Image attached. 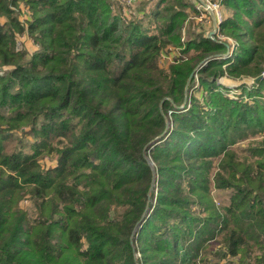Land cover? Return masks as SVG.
<instances>
[{
  "label": "trees",
  "instance_id": "obj_1",
  "mask_svg": "<svg viewBox=\"0 0 264 264\" xmlns=\"http://www.w3.org/2000/svg\"><path fill=\"white\" fill-rule=\"evenodd\" d=\"M193 2L0 0V264H264V0L220 1L237 45L204 101L225 43L159 65Z\"/></svg>",
  "mask_w": 264,
  "mask_h": 264
},
{
  "label": "rangeland",
  "instance_id": "obj_2",
  "mask_svg": "<svg viewBox=\"0 0 264 264\" xmlns=\"http://www.w3.org/2000/svg\"><path fill=\"white\" fill-rule=\"evenodd\" d=\"M213 1L220 2L221 0H213ZM137 2L138 3H137L136 9L138 11L140 10V11H145V12L148 11L150 9V7L157 6V4H158V0H137ZM193 7H194V2H193ZM194 10H195V8H194ZM194 10L188 9V8L184 9L186 15L182 18V20H181L182 24L179 28L180 39L178 41H180V44L175 45L176 43H171L170 45H168V47L165 48L159 56V65L163 68H167V66L169 64L176 62L178 57H180V56L181 57H187V56H189V54L193 53L195 50L192 48H190L188 52H185L184 50L186 49V44L189 42V40L195 38L196 35H202V37L209 38L210 40L215 39V40L219 41V43H225V45H227V51L224 53V55H222V56L214 55V56H208V57L204 58L201 61V63H199L195 67V69L191 72L192 77L189 78L187 88L184 89L188 100H189L188 96L191 97L192 95H194V97L199 98L202 101H204L205 100L204 96L206 94L204 96L202 94L204 93L205 88H204V86L199 85V76H198L199 72H197V71H200L204 66H206L208 64L209 61L215 60V59H221V58L223 60L229 59L228 64H230V60H231L230 56H232L233 50L235 49L237 43L234 39H232L233 37H231L227 33H225V34L222 33L220 28L217 29V26L215 27V31L217 32V34H215L213 32L214 31V25H213V19L211 17V16H213V14H210L211 16H209V14L206 13V15H205L206 19H205V17H201V15L198 11H196V10L194 11ZM222 15L227 20L232 16V11L227 9L226 7L224 8V6H223ZM20 18H21V16H20ZM1 22L2 21L0 20V23ZM195 40H196V38H195ZM20 41H21V39H20ZM225 66H226V64L223 67H225ZM263 74H264V70L262 71L261 76ZM245 77L246 78H240V77L233 78L231 76L226 75V72H225L224 75H222L216 79L213 91L223 93L226 96L228 93V95H230L234 99H237L239 97L240 99L248 100L249 97L246 94H244L245 93L244 90L247 92L248 91L254 92L255 89L258 88V86H257L258 80L254 79L253 77H250V76H245ZM260 78H264V76H262ZM191 84H192V86H191ZM221 85L228 88V91L227 92L224 91L221 88ZM189 86H191V88H189ZM202 91H203V93L201 94ZM263 93H264V90L262 91V94ZM243 95H244V97H243ZM258 96H260V94ZM260 98L264 99V94L262 95V97L260 96ZM184 104H187L186 97H185ZM188 105L189 104L186 105V108L188 107ZM179 108H181V107H179ZM261 134L264 135L263 133H261ZM257 138L260 139L261 136L258 135ZM27 141H29V138ZM24 151L27 153H30V146L26 147L24 149ZM41 162H44V160ZM45 164H47V163L45 162ZM212 193H214L216 195L221 194V192H217L214 189H212ZM215 200H217V199L215 198ZM29 203H30L29 200L23 199L20 202V206L22 208H27V207L30 208ZM213 248H215V245L213 246ZM224 263H226L225 258L221 259V264H224Z\"/></svg>",
  "mask_w": 264,
  "mask_h": 264
},
{
  "label": "built area",
  "instance_id": "obj_3",
  "mask_svg": "<svg viewBox=\"0 0 264 264\" xmlns=\"http://www.w3.org/2000/svg\"><path fill=\"white\" fill-rule=\"evenodd\" d=\"M116 4L119 6L120 13L118 15L124 19H142L145 16L143 11H138L137 7V0H114ZM194 8L198 11L201 17H205L206 13L213 14V25H214V33L217 34L215 31V27L217 29L220 28L221 24L224 22L225 17L222 15L223 6L220 2L213 1V0H194ZM22 13L20 14L21 19L26 18V8L21 6ZM212 33V32H211ZM215 40V39H212ZM217 41V40H215ZM233 46V45H232ZM231 46V47H232ZM264 76V74L262 75Z\"/></svg>",
  "mask_w": 264,
  "mask_h": 264
},
{
  "label": "water",
  "instance_id": "obj_4",
  "mask_svg": "<svg viewBox=\"0 0 264 264\" xmlns=\"http://www.w3.org/2000/svg\"><path fill=\"white\" fill-rule=\"evenodd\" d=\"M192 77V73L190 74V76L188 77V79H187V82H186V85H185V89L187 88V84H188V81H189V78H191ZM258 80V79H257Z\"/></svg>",
  "mask_w": 264,
  "mask_h": 264
},
{
  "label": "crops",
  "instance_id": "obj_5",
  "mask_svg": "<svg viewBox=\"0 0 264 264\" xmlns=\"http://www.w3.org/2000/svg\"><path fill=\"white\" fill-rule=\"evenodd\" d=\"M188 9H191L190 7ZM146 14V13H145Z\"/></svg>",
  "mask_w": 264,
  "mask_h": 264
}]
</instances>
